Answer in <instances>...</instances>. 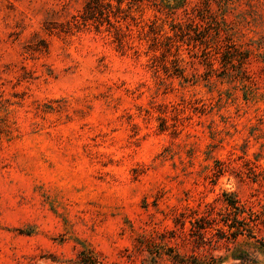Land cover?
Wrapping results in <instances>:
<instances>
[{
	"label": "clouds",
	"instance_id": "9594fccd",
	"mask_svg": "<svg viewBox=\"0 0 264 264\" xmlns=\"http://www.w3.org/2000/svg\"><path fill=\"white\" fill-rule=\"evenodd\" d=\"M111 3L115 11L117 0ZM128 5L129 0H124L120 7ZM176 5L177 0H137L129 18L136 17L132 21L138 26L135 31L148 39L139 29L154 23L158 30H167L170 18L165 13L175 10ZM78 11V0H0V119L6 117L0 124L4 130L0 140L11 142L15 148L17 137L26 128L18 117L27 119L32 131L40 134V121L31 119L37 108L32 104L36 96L30 93L23 108H18L10 96L25 90L24 85L13 88L21 75L19 68L31 66L21 48L26 53L35 50L29 36L39 31L41 23L50 38H58L57 47L63 52L49 75L37 71L42 80L49 81L41 89L51 98L44 103L56 110L59 120L75 113L74 119L88 124L89 113L98 114L96 125H89L84 139L73 138L70 151L60 145L66 151L63 162L47 173L27 156H14L5 144L4 163L19 167L28 187L25 190L15 184L18 193L10 196L6 191L0 201L3 264H264V180L250 183L252 173H245L240 162L234 163L235 156L212 150L216 139L179 135L189 123L185 116L191 115L185 103L200 97L180 88L170 103L159 96L175 87L173 79L180 83L181 74L174 63L165 65L158 53L138 50L130 35L123 32L130 27L127 22L113 21L115 28L107 34L109 56L114 51L121 57L119 71L113 72L111 65L106 68L108 61L99 59L104 53L96 54L94 46L87 49L92 59H81L84 51L75 43L78 35L74 37L70 31V24L76 23L71 17ZM205 11L208 24L219 17L225 29L213 40L235 42L242 51L250 49L264 60V0H206ZM85 24L99 26L101 33L108 27L106 21L101 24L88 18L81 19L77 27ZM241 59L230 66L234 77L241 71ZM39 63L46 61H38L37 69ZM185 63L190 65L185 76L207 82L203 68ZM259 67L264 68V63ZM49 77L58 80L53 84ZM242 89L243 84L237 81L233 92ZM216 95L213 91L204 99L215 104ZM137 98H141L138 108ZM128 100L132 104L126 109L123 105ZM165 103L166 111L158 107ZM239 105L236 98L234 106ZM113 128L121 135L114 134ZM141 128L146 139H159L155 150L146 153L147 145L137 147L142 143L138 135ZM208 132H219V128L213 126ZM262 144L264 138L256 148ZM117 154V162L112 163ZM49 208L55 216L48 213ZM33 228L37 239L51 234L50 230L61 234L64 244L55 249V258L41 260L32 242L29 247L20 246L18 233Z\"/></svg>",
	"mask_w": 264,
	"mask_h": 264
},
{
	"label": "rangeland",
	"instance_id": "374dc122",
	"mask_svg": "<svg viewBox=\"0 0 264 264\" xmlns=\"http://www.w3.org/2000/svg\"><path fill=\"white\" fill-rule=\"evenodd\" d=\"M78 3L77 16L71 17V20L76 23L75 25L70 24V31L72 36L76 37L78 35L75 43L84 51V57L81 59L91 60L92 56L87 49L94 46L98 50L96 54L104 53V55L99 56V59L108 61L105 67L111 65L113 72L119 71L122 68L121 57L116 55L114 51L111 57L109 56L108 49L110 45L107 34H111L112 29L115 28L113 21L116 23L127 22L130 27L124 28L123 32L130 35L138 50L146 48L149 52L158 53L159 56H163L165 65L174 63L176 71L181 74V82L177 83L176 79H173L175 87L171 91L160 92L159 96L170 103L171 99L174 98L173 94L176 89L180 88L182 90L188 89V92L192 95L200 97L197 100L189 99L185 103V107L191 112V115L185 116V121L189 123L185 125L179 135L196 134L199 139H216L217 142L211 145L212 150L230 152L235 156L234 163L240 162V168L245 173H252L254 178L250 179V183L256 184L258 181L264 180V168L261 167V161H264V144L256 148L259 140L264 138V110H262L264 109V91H261V88L264 87V68L259 67L261 63H264V60L255 56L250 49L246 48L242 51L241 46H237L235 42H222L212 39L213 36L218 37L225 29L222 27L223 22L219 17L212 24L207 23L206 0H177L175 10L165 13L170 18L167 30L163 28L158 30V26L154 23H147L139 29L148 39H142L135 31L138 26L132 21L136 17L131 16L129 18L132 9L136 7L137 0H129L127 8L120 7L124 0H117L115 11H113L111 0H78ZM95 3H98V5ZM186 5L190 7H185ZM87 6H91L90 10ZM122 12L125 14L121 15ZM83 18L93 21L100 20L101 24L106 21L108 27L104 28V33H101L99 26L93 28L91 24L77 27ZM38 28L39 31L34 30L29 36V39L33 41L35 50L26 53L25 49L21 48V53L26 55L28 65L31 66L25 65L19 68L21 75L16 77L17 84L13 85V88L24 85L25 90L11 92L10 99L17 101L18 108H23L30 93L36 96V99L32 100V104H35L37 108L33 110L31 119L40 121V134L37 135L32 131V124L27 119L18 117L20 124L26 125V128L17 137L15 148H12L11 142L0 140V201H3L6 191L10 196L18 193L19 189L15 188V184H20L25 190L28 187L27 181L20 175L21 169L19 167L13 168L10 163H4L3 154L6 143L9 144V150L13 152L14 156H27L42 173H47L54 166H58L63 162L62 158L66 155V151L71 150L70 146L73 138L84 139L89 125L95 126L98 119V114L93 111L88 115V124L80 123L77 119H74L75 113L73 116H64L63 120H59L56 116V110L51 109L48 104L44 103L45 100L51 98L44 96L41 89L46 87L49 81L42 80L41 75H37V71L42 70V75H49V71L56 67L57 61H60L63 52L57 47L56 41L58 38H50L43 23L39 24ZM60 43L62 44L63 41H60ZM209 48L212 49L211 52H209ZM165 52L167 55H164ZM241 57V71L234 77L230 71V66L234 67L236 60ZM38 61H46V63H39V69H37L36 64ZM185 61L194 63L198 68H203L202 75L207 78V82L205 79H190L185 76L184 72L190 66ZM92 62L96 63L95 60ZM161 74L164 75V73ZM49 79L53 84L58 80V78L52 79L51 77ZM237 81L243 84V89L239 93H234L233 89ZM213 91L217 93L214 97L215 104L204 99ZM188 92L185 95H188ZM0 95H3V93H0ZM236 98L240 101L239 106H234L236 105ZM4 103L9 104V101ZM140 103L141 98H137L135 106L138 108ZM130 104H132V101L128 100L123 107L127 109ZM189 105H195V107H189ZM158 107H163L166 111L168 103ZM241 113H243L242 117ZM132 114L135 115L136 112ZM129 119H131V116H129ZM175 119L176 117L173 116L172 120L175 121ZM205 121H208V123L205 124ZM5 122L6 117L0 119V124ZM16 122L13 121V123ZM140 124L142 125L143 121ZM213 126L219 128V132L210 134L208 129ZM237 129H239L238 132ZM3 131V129H0V133ZM17 131L20 132V128H17ZM112 132L121 135L116 128H113ZM138 135L142 143L137 147L144 148L147 145L146 153L155 150L159 146V139L156 136L146 139L142 128ZM91 139L94 140L95 137H91ZM152 141H155V143H152ZM61 144L65 146L66 151L61 150ZM83 148L84 145H81V152ZM99 150L102 153L105 152L104 148ZM189 153H192L191 149H189ZM117 160L118 154L113 155L112 163L117 162ZM217 163L219 164L220 161L217 160ZM88 175L91 178L92 172L89 171ZM10 177H16L15 181ZM91 182V179H89V184ZM32 191L35 192V189L33 188ZM238 203L239 201H237ZM139 211H143V209ZM48 213L55 216V212L51 208L48 209ZM34 231L33 228L26 233H18L20 246L29 247V242H32L39 249L41 260L45 257L55 258V249L64 244L61 234L50 230L51 234H46L44 237L37 239L33 236ZM0 264H3L2 259H0ZM93 264H95V261H93Z\"/></svg>",
	"mask_w": 264,
	"mask_h": 264
},
{
	"label": "trees",
	"instance_id": "16d2710c",
	"mask_svg": "<svg viewBox=\"0 0 264 264\" xmlns=\"http://www.w3.org/2000/svg\"><path fill=\"white\" fill-rule=\"evenodd\" d=\"M95 2H97V1H95ZM96 5H98V3H95ZM89 5V4H88ZM88 7V6H87ZM90 7L91 6H89L88 8H89V10H90ZM93 8V7H92ZM90 12V11H89ZM234 203H237V201H235Z\"/></svg>",
	"mask_w": 264,
	"mask_h": 264
}]
</instances>
